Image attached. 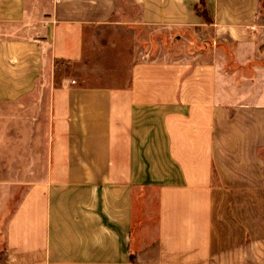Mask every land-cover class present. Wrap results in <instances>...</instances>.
Masks as SVG:
<instances>
[{
  "label": "crops",
  "instance_id": "1",
  "mask_svg": "<svg viewBox=\"0 0 264 264\" xmlns=\"http://www.w3.org/2000/svg\"><path fill=\"white\" fill-rule=\"evenodd\" d=\"M263 44V0H0L5 264H264Z\"/></svg>",
  "mask_w": 264,
  "mask_h": 264
},
{
  "label": "rangeland",
  "instance_id": "2",
  "mask_svg": "<svg viewBox=\"0 0 264 264\" xmlns=\"http://www.w3.org/2000/svg\"><path fill=\"white\" fill-rule=\"evenodd\" d=\"M263 2H264V0H263ZM88 66H90L92 69H94V71L96 70V71H99V70H101L102 68L100 67V65H96V64H93V65H91V64H87ZM86 65V66H87ZM64 68V67H63ZM84 70V69H83ZM81 68H79V70H78V74L80 73V72H83L84 73V71H83ZM78 74H77V76H78ZM92 81H90L91 83L93 82V84H103V85H106V84H110V85H113V86H117V84H118V81L115 79V80H105V79H97V78H95V79H91ZM251 215H253L252 214V212H251ZM3 245H2V241H0V264H5V262H4V259H5V256L3 255V250L1 249V247H2Z\"/></svg>",
  "mask_w": 264,
  "mask_h": 264
},
{
  "label": "trees",
  "instance_id": "3",
  "mask_svg": "<svg viewBox=\"0 0 264 264\" xmlns=\"http://www.w3.org/2000/svg\"><path fill=\"white\" fill-rule=\"evenodd\" d=\"M263 6H264V2H263ZM260 50H261L262 52H264V44L260 47Z\"/></svg>",
  "mask_w": 264,
  "mask_h": 264
}]
</instances>
